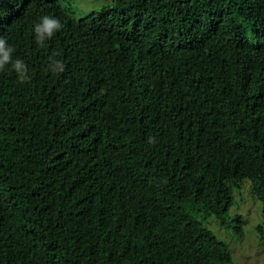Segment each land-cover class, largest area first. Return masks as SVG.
Listing matches in <instances>:
<instances>
[{"label":"trees","instance_id":"trees-1","mask_svg":"<svg viewBox=\"0 0 264 264\" xmlns=\"http://www.w3.org/2000/svg\"><path fill=\"white\" fill-rule=\"evenodd\" d=\"M59 1L0 0V264L229 262L193 211L264 218V0Z\"/></svg>","mask_w":264,"mask_h":264},{"label":"rangeland","instance_id":"rangeland-1","mask_svg":"<svg viewBox=\"0 0 264 264\" xmlns=\"http://www.w3.org/2000/svg\"><path fill=\"white\" fill-rule=\"evenodd\" d=\"M74 18L110 6L114 0H60ZM240 214V220L233 219ZM193 216L209 228L219 239L227 243L231 260L225 264H264V218L261 202L250 192V182L244 179L240 188L232 189V203L220 222L214 214L202 210L193 211Z\"/></svg>","mask_w":264,"mask_h":264},{"label":"clouds","instance_id":"clouds-1","mask_svg":"<svg viewBox=\"0 0 264 264\" xmlns=\"http://www.w3.org/2000/svg\"><path fill=\"white\" fill-rule=\"evenodd\" d=\"M62 24L58 18L45 15L40 18V22L36 23L33 31L38 44H42L45 39H50L56 32L60 31ZM15 49L10 46L7 41L0 37V71L4 70L6 65H11L12 69L18 74L21 82L29 79L27 75V66L20 59L13 60V52ZM54 71L62 72L64 65L59 61H54Z\"/></svg>","mask_w":264,"mask_h":264}]
</instances>
